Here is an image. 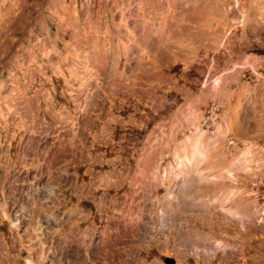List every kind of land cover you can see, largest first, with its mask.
<instances>
[{"label": "rangeland", "instance_id": "374dc122", "mask_svg": "<svg viewBox=\"0 0 264 264\" xmlns=\"http://www.w3.org/2000/svg\"><path fill=\"white\" fill-rule=\"evenodd\" d=\"M167 259L264 264V0H0V264Z\"/></svg>", "mask_w": 264, "mask_h": 264}, {"label": "water", "instance_id": "95a60500", "mask_svg": "<svg viewBox=\"0 0 264 264\" xmlns=\"http://www.w3.org/2000/svg\"><path fill=\"white\" fill-rule=\"evenodd\" d=\"M166 263H167V264H175V262H174L173 259H167Z\"/></svg>", "mask_w": 264, "mask_h": 264}, {"label": "bare ground", "instance_id": "6f19581e", "mask_svg": "<svg viewBox=\"0 0 264 264\" xmlns=\"http://www.w3.org/2000/svg\"><path fill=\"white\" fill-rule=\"evenodd\" d=\"M81 242H82V241H81ZM59 249H60V248H59ZM79 251H80V250H79ZM79 251H78V252H79Z\"/></svg>", "mask_w": 264, "mask_h": 264}]
</instances>
